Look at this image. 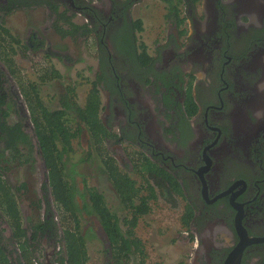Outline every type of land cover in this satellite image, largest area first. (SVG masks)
I'll use <instances>...</instances> for the list:
<instances>
[{"label": "flooded vegetation", "instance_id": "1", "mask_svg": "<svg viewBox=\"0 0 264 264\" xmlns=\"http://www.w3.org/2000/svg\"><path fill=\"white\" fill-rule=\"evenodd\" d=\"M140 1L0 0L1 183L29 237L37 233L35 264H60L65 250L52 170L62 160L66 170L77 154L71 167L87 164L94 152L99 164L107 156L133 179L138 172L139 182L157 184L153 209L169 196L186 203L181 218L192 235H185L196 243L189 264H264V0H167L168 30L151 45L139 38L142 19L131 15ZM19 13L26 19L22 28L11 21ZM72 40L81 51L86 45L97 51V73L82 99L77 93L88 68L70 75L78 51ZM47 84L66 89L60 104L72 127L66 149L52 146L51 162L25 94L40 100ZM93 90L99 99L94 124L80 111ZM17 127L28 137L18 152L8 145ZM23 167L28 173L20 180L15 170ZM38 174L35 187L31 178ZM72 176L79 189L83 173ZM83 189L79 201L89 197ZM7 222L3 214L5 240L12 231ZM89 229L103 233L98 218L82 228Z\"/></svg>", "mask_w": 264, "mask_h": 264}, {"label": "trees", "instance_id": "2", "mask_svg": "<svg viewBox=\"0 0 264 264\" xmlns=\"http://www.w3.org/2000/svg\"><path fill=\"white\" fill-rule=\"evenodd\" d=\"M141 30L139 29V31ZM25 94L26 96L28 95V106L31 108L30 111L38 129L39 144L44 149L47 159L51 162V157L48 155L52 154V146L61 144L64 147L63 149H66L70 144L69 130H72V127L70 126L69 129V125L66 123V112L64 111L66 104L63 103L60 109L53 111L46 107L41 100L29 96V90ZM97 95V91L93 90V96L89 100L86 110L80 109L82 118L90 120V123L93 124L94 121L96 122L99 103ZM13 136V140L8 145L10 148L14 147L13 149L18 152L16 146L27 143L28 137L18 127L14 131ZM108 158L104 156L105 172L109 175L117 193L123 199L124 211H126L123 216L119 215L117 211H113L106 202L104 195L95 189L88 190L89 197L86 199L83 198V200L79 201L74 198L77 189L76 186L74 187V183L69 180L70 178L73 179L74 176L70 175L67 177L64 174L66 161H59V171L56 168H54V171L52 170L51 185L56 195L57 207L60 209L59 216L64 222H68L71 225L69 229H64L62 232L64 234L62 243L65 250L62 252L60 264H88L89 262L88 243L95 231L89 229L85 233L82 230L80 216L83 213L92 218H98V221L103 225V233L102 235L99 233L98 238L105 247L109 264H130L131 262L148 264L144 245L134 235L136 234L135 229H137L140 222L152 213V203L157 200L159 194L156 187L158 185H152L146 179L141 182L133 179L122 171L117 170V166L112 162L108 164ZM76 173L77 171L75 170L73 174ZM1 182L4 184L0 174V217H3V214L5 215L8 225L12 227V231L11 236L6 240L0 235V264H14L15 259L13 256L15 253L19 264H35L37 259L36 252L40 245V242L36 240L37 233L34 232L32 236L34 238L29 237V231L24 228V218L18 207L15 204L8 205L11 199H13L12 203L13 201L15 202L14 198L7 192L5 193L6 188ZM4 203L7 207H5ZM184 217L180 220L181 224L184 227H188L186 225L188 223L186 216Z\"/></svg>", "mask_w": 264, "mask_h": 264}, {"label": "rangeland", "instance_id": "3", "mask_svg": "<svg viewBox=\"0 0 264 264\" xmlns=\"http://www.w3.org/2000/svg\"><path fill=\"white\" fill-rule=\"evenodd\" d=\"M168 5L167 0H141L137 5L131 10V15L134 19H142L144 29L142 33L139 34L141 41L145 42L147 45H151L160 33L162 37H165L166 31L168 30L167 23L163 22L162 15L166 10ZM14 23L21 22L20 28L23 27L24 22L26 21L25 15L22 13L16 14L11 19ZM72 46L77 48L78 51H73L77 59V66L70 69V75L72 78H75V73L80 69L88 68L87 73V83L83 84L80 89H78V96H81V99L85 97V92L90 87V82L94 80V77L97 73L95 47L92 48L88 45L85 47L87 51H81L82 45L79 40H72ZM150 51H153V48H150ZM82 63V64H81ZM65 88L58 87L56 84H47L40 88V100L44 105L50 109H59L60 104V95L64 93ZM76 95V96H77ZM28 99V96H27ZM79 100V99H78ZM31 109V108H30ZM83 144L85 145V139H83ZM90 147L89 150H91ZM95 148V147H94ZM101 149V146H99ZM133 151V150H132ZM93 158L94 161H89L87 164H81L78 167H71L72 161H78L79 154L72 157L68 160V166L64 171V174L68 177L73 175L75 170L76 174L83 173V177H78V188L74 198L80 196L82 189L87 191L88 189H96L105 194L107 202L109 201L110 208L121 216H123L126 211L125 205L123 202H120L119 197L115 194L111 184L108 183L106 175L101 171V168H104L103 164H99L97 160L96 153L94 152ZM135 163H137L138 158L134 153ZM72 160V161H71ZM16 174L19 175L20 180L26 179V174L28 170L26 168H17L15 170ZM32 174V173H31ZM112 174V173H111ZM113 175V174H112ZM114 176V175H113ZM141 173L136 172V179L140 180ZM31 179L35 182L33 185L38 187L39 182L41 181V175H34ZM75 180V179H74ZM87 187L85 185V181ZM36 197L34 194L31 198ZM186 203L176 204L171 196L167 197L166 200H159L158 204L154 205L152 213L147 215L143 219L136 229V235L139 239L142 240L144 245V251L147 255L148 264H189L190 258L193 250L195 249V241H188L185 234L191 236L192 233L189 230L185 229L181 224V217L183 212V207ZM80 221L82 223V228L88 224L96 223V218L82 214L80 216ZM58 222L60 227L63 229H69L71 225L68 222H64L60 216H58ZM2 228H6V224H0ZM124 228V227H123ZM2 234L5 237L9 236V232L3 231ZM98 234L95 233L91 236V240L88 243L89 251V262L88 264H106L107 255L105 253V247L98 238ZM137 258L141 260L138 256ZM130 264H135L131 262Z\"/></svg>", "mask_w": 264, "mask_h": 264}, {"label": "clouds", "instance_id": "4", "mask_svg": "<svg viewBox=\"0 0 264 264\" xmlns=\"http://www.w3.org/2000/svg\"><path fill=\"white\" fill-rule=\"evenodd\" d=\"M249 22H251V18H249ZM184 227V226H183Z\"/></svg>", "mask_w": 264, "mask_h": 264}]
</instances>
